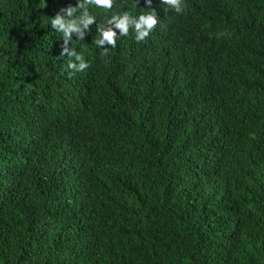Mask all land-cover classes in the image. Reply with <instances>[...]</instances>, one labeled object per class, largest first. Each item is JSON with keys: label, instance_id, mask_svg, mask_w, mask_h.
I'll return each mask as SVG.
<instances>
[{"label": "trees", "instance_id": "obj_1", "mask_svg": "<svg viewBox=\"0 0 264 264\" xmlns=\"http://www.w3.org/2000/svg\"><path fill=\"white\" fill-rule=\"evenodd\" d=\"M77 3L0 0V264H264V0H154L106 53L144 0L89 9L83 72Z\"/></svg>", "mask_w": 264, "mask_h": 264}, {"label": "clouds", "instance_id": "obj_2", "mask_svg": "<svg viewBox=\"0 0 264 264\" xmlns=\"http://www.w3.org/2000/svg\"><path fill=\"white\" fill-rule=\"evenodd\" d=\"M113 3L114 0H78L76 6H67L62 9L67 13L68 19L62 18L59 14L50 18L52 29L60 33L63 39L61 56L67 54V67L69 69L83 72L89 66L79 52L73 47H69V43L73 40L83 39L85 35L83 29L88 28L93 23H97L96 16L90 12L89 9L108 11L112 9ZM153 3L154 0H144V6L147 11L136 16H132L129 12L124 11L120 14L111 15L105 21L104 25L97 23L96 31L99 38L93 39V44L106 53L109 47L116 46L118 37L129 34L130 28L134 32L135 41H143L160 22L157 10L153 7ZM158 4L163 12L172 11L176 14H180L184 10L183 0H158ZM78 10H80V15L74 17L73 13H76ZM74 32L78 34L76 39L72 36ZM105 45L109 47H104Z\"/></svg>", "mask_w": 264, "mask_h": 264}]
</instances>
